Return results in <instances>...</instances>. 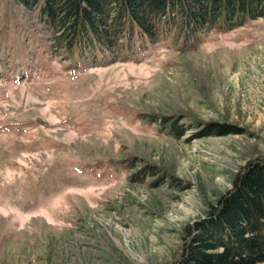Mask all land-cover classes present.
<instances>
[{
	"label": "rangeland",
	"instance_id": "1",
	"mask_svg": "<svg viewBox=\"0 0 264 264\" xmlns=\"http://www.w3.org/2000/svg\"><path fill=\"white\" fill-rule=\"evenodd\" d=\"M41 32L0 0V264H175L264 159V20L93 68ZM204 123L235 132L193 138Z\"/></svg>",
	"mask_w": 264,
	"mask_h": 264
},
{
	"label": "trees",
	"instance_id": "2",
	"mask_svg": "<svg viewBox=\"0 0 264 264\" xmlns=\"http://www.w3.org/2000/svg\"><path fill=\"white\" fill-rule=\"evenodd\" d=\"M14 1L34 12L54 51L77 58L73 63L85 62L88 68L125 61L133 56L134 46L171 39L182 48L193 47L210 31L226 33L264 20V0ZM150 118L149 122L156 121ZM158 120L174 137L180 136L175 121ZM234 132L229 126L204 123L193 138ZM184 235L189 243L175 264L264 262V159L248 163L234 178L232 189L202 220L185 227Z\"/></svg>",
	"mask_w": 264,
	"mask_h": 264
}]
</instances>
